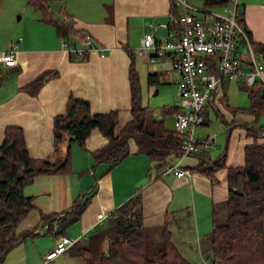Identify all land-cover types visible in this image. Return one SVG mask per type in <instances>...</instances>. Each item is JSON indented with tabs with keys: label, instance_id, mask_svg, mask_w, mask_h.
Wrapping results in <instances>:
<instances>
[{
	"label": "crops",
	"instance_id": "1",
	"mask_svg": "<svg viewBox=\"0 0 264 264\" xmlns=\"http://www.w3.org/2000/svg\"><path fill=\"white\" fill-rule=\"evenodd\" d=\"M109 1L66 0L64 18L58 19L49 0L54 18L72 26L73 32L64 38L53 25L38 20L39 24L47 25L46 38L24 36L16 43L18 64L7 66L0 61V145L7 126L22 127L29 153L35 161H59L65 156L69 139L57 147L53 120L66 112L70 98L87 100L95 114L118 111L120 130L132 120V69L140 79L142 101L146 92L149 94L150 87L173 82L178 85L180 71L174 65L170 52L158 55L152 51L150 55L156 57L152 62L147 54L136 50L152 27L157 38L173 36L172 0ZM239 3L252 41L264 43V0H239ZM87 35L103 51H85ZM63 40H67L74 50L63 49ZM257 58H260L258 53ZM47 72L45 83L36 94L31 95L22 88ZM150 73L157 74V84H150ZM232 82L238 81L226 80L219 94L226 83ZM211 108L208 106L205 122L200 128L209 125ZM231 108V113L222 120L229 128L224 149H220L219 144L217 151H220L214 157L198 150L181 160L182 168L191 172L190 177H177L174 173L163 175L146 153L138 151L135 139H130V154L117 165L111 167L109 162H96L93 152L106 146L109 139L98 129L92 130L85 145H71V172L38 175L25 187L24 193L33 197L36 210L23 219L17 231L21 235L38 238L28 242L26 236L10 249L1 264L15 250L23 251L22 260L28 258L29 264H52L61 256H68L73 263L76 259L75 264H82L79 257L72 256L70 249L48 262L46 256L56 247L60 237L68 236L81 242L90 232L106 226L108 215L136 194L142 197L145 229L161 231L162 241L168 231L174 247L187 261L208 264L212 256V231L215 224H220L218 210L221 219L226 218L230 190L228 168L245 166V149L254 141V133L260 134L255 129L259 126V119L254 114L236 112L237 107L234 106ZM216 111L220 113L219 117L224 116L219 104ZM168 114H173L175 121L174 112ZM199 137L203 140L212 137L215 148L219 142L216 134ZM258 141L264 142V136L259 135ZM222 156L226 165L214 173L215 177L193 169L199 163L212 165ZM92 193L80 219L70 225L65 234H59V220L72 211L77 200H83ZM99 214L106 215L103 223L97 221ZM49 215L51 218H47ZM44 232H49L51 238L39 237Z\"/></svg>",
	"mask_w": 264,
	"mask_h": 264
},
{
	"label": "trees",
	"instance_id": "2",
	"mask_svg": "<svg viewBox=\"0 0 264 264\" xmlns=\"http://www.w3.org/2000/svg\"><path fill=\"white\" fill-rule=\"evenodd\" d=\"M48 1L27 0L29 6L41 13L43 23L53 25L59 35L68 37L73 32L72 26L54 18ZM196 1L202 2L205 8L215 5L224 7L229 2V0ZM172 12L178 13L173 0ZM237 18L247 29L241 7ZM249 34L251 36L250 32ZM252 46L264 60V43L256 44L252 41ZM47 75L48 72L38 76L22 88L31 95L36 94L45 83ZM130 78L133 93L132 120L120 130L118 111L95 114L91 112L87 100L69 99L66 112L57 115L53 120L57 147L63 142L64 135H69L62 162L52 159L35 161L29 153L24 129L18 126L6 127L4 141L0 145V264L4 262L10 249L25 239L27 235H21L17 228L29 213L36 210L33 197L24 193L25 187L34 182L38 175L71 172V145L73 143L85 145L92 130L98 129L109 139L106 146L93 152L96 162H109L111 167L130 154V139L136 140L138 151L146 153L161 172L177 157L182 149V136L168 129L165 120H159L150 106L141 104L140 79L134 69L131 70ZM148 78L150 84L159 82L157 74L150 73ZM256 89V92L248 93L251 106L247 109L235 108L236 112H248L260 118L264 112V96L260 86L257 85ZM178 108H167L166 113L176 112ZM255 129L256 132L260 131L259 135L264 136V125H259ZM259 135L254 133V141L245 149V166L228 168L230 190L226 201L227 219L222 224H215L212 231V256L209 259L213 261L212 264H264V142L258 141ZM206 152L207 150L203 151ZM225 165L226 160L222 156L212 165L199 163L193 169L215 177L214 173ZM92 196L93 193L85 196L83 200H77L72 211L59 220V234H65L66 229L80 219ZM141 205V196L136 194L108 215L104 232L108 244L99 258L94 259L93 250L77 240L74 245L67 248V251L70 249L72 256L81 258L82 264H192L174 247L168 231L165 232L162 248L156 250L151 248L150 237L142 220ZM47 218H51V215Z\"/></svg>",
	"mask_w": 264,
	"mask_h": 264
},
{
	"label": "built area",
	"instance_id": "3",
	"mask_svg": "<svg viewBox=\"0 0 264 264\" xmlns=\"http://www.w3.org/2000/svg\"><path fill=\"white\" fill-rule=\"evenodd\" d=\"M239 0H229L222 7L224 13L213 14L212 21H208L206 10L193 6L190 0H173L178 13H171V27L173 36L159 37L154 35L155 28L145 34L138 53L147 54L150 61L156 57L150 55L152 51L163 54L168 51L173 56L174 65L180 71L181 80L177 85L180 106L174 112L177 125L175 132L182 136L181 151L171 163L164 168L162 174L174 173L178 176H191V172L181 166V160L198 150H211L213 140L201 139L196 132L197 127L204 124L208 106L218 109L217 97L226 80H237L243 85H258L264 96V60L252 46V38L238 21L240 11ZM204 14L199 17L196 12ZM239 41L243 43L240 44ZM85 51H103L96 47L90 35L86 36ZM0 52V61L7 66L18 64L15 48ZM63 49L74 50L67 40L61 43ZM81 51V50H80ZM81 53V52H80ZM102 53V57L104 56ZM162 120L164 116H157ZM106 215L99 214L97 221L103 223ZM75 244V240L62 236L55 248L46 256V260L65 253L67 248ZM208 264L213 261L209 260Z\"/></svg>",
	"mask_w": 264,
	"mask_h": 264
},
{
	"label": "rangeland",
	"instance_id": "4",
	"mask_svg": "<svg viewBox=\"0 0 264 264\" xmlns=\"http://www.w3.org/2000/svg\"><path fill=\"white\" fill-rule=\"evenodd\" d=\"M99 1V0H97ZM110 2L109 0H102V2ZM191 3L198 4L197 7L200 10H206L211 15H207L208 21H212V13L222 14L224 13V9L217 5L208 6L204 8L202 4L197 1L190 0ZM239 2V1H238ZM51 10L54 12L56 18H64L63 12L66 4V0H50ZM200 4V5H199ZM240 4V3H239ZM242 5V4H241ZM199 17L204 18V14L201 12H196ZM38 20H41V13L35 10L32 6L28 5L27 0H1L0 2V52L4 50H9L11 48V42L17 43L20 40H23L24 36H35V37H44L47 35V25L43 26L39 24ZM46 27V28H45ZM1 70V68H0ZM1 72V71H0ZM2 73V72H1ZM237 81V80H235ZM257 85L248 86L243 85L239 81L226 83L224 90L217 97V104L220 106V110L224 116L219 117L217 111L211 108V121L209 125H205L203 127L197 128V135H218L219 142L216 143L217 147L211 150H208L207 156L210 155L214 157L220 149H224L225 141L227 139V130L229 129L227 125L222 121L223 117L227 118L231 113V107H237L242 109H247L251 106L250 97L248 95L249 91L256 92ZM160 91H159V90ZM158 90V93H157ZM146 92V91H145ZM148 92H146L147 94ZM144 96V100L141 99V104L144 106H150L155 116H164L167 108H176L180 106V97L177 91V84L174 82L170 85H161V87H150L149 94ZM173 114H167L165 118L166 127L170 130H176L177 119L175 121L172 117ZM258 125H264V112L259 116ZM69 135H64V142H68ZM212 137H210V140ZM219 144H221L220 149L217 151ZM217 151V152H216ZM209 152V153H208ZM205 153V154H206ZM66 154V152L64 153ZM65 157V156H64ZM64 157L59 159V161H63ZM57 161V159H56ZM142 200V197H141ZM217 217H219V223L222 224L226 221L227 218L220 217V211L218 210ZM106 226H103L99 229H96L95 232H90L87 237H84L81 240V244L89 247L93 250L94 259L99 258L104 248H106L108 244V240L104 235ZM147 234H149L150 240L149 243L153 250L158 248H162L163 238L161 231H158L155 228L146 229ZM90 235V236H89ZM39 237H43V239L51 238L49 232H44L40 234ZM38 238V236L26 237L28 242H33ZM88 238V239H87ZM27 251V249H24ZM29 250V249H28ZM31 251V250H29ZM1 254V253H0ZM23 251L15 250L10 253L7 260L4 264H29L28 258L22 260ZM77 258V257H76ZM81 261V258H79ZM77 260H74V263L68 259V256H61L57 258L52 264H75ZM204 264H207L204 262Z\"/></svg>",
	"mask_w": 264,
	"mask_h": 264
}]
</instances>
